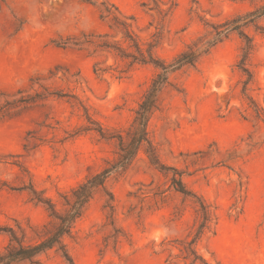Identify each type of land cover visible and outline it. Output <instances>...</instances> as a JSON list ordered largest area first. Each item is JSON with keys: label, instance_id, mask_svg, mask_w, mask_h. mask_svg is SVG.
<instances>
[{"label": "rangeland", "instance_id": "rangeland-1", "mask_svg": "<svg viewBox=\"0 0 264 264\" xmlns=\"http://www.w3.org/2000/svg\"><path fill=\"white\" fill-rule=\"evenodd\" d=\"M263 4L0 0V106L14 108L0 118V252L10 241L3 228L34 243L35 230L51 221L47 207L32 200V188L64 211V195L118 158L117 141L95 130L126 132L159 70H129V61L96 47L105 41L129 48L114 17L132 26L144 49L157 41V57L172 63L194 42H208L217 26ZM257 24L246 29L254 44L247 96L238 67L244 41L232 33L196 67L170 75L149 124L160 161L186 173L187 187L216 218L194 245L201 257L195 264H264V19ZM85 37L94 44L63 46ZM58 92L67 97L18 106L22 98ZM171 177L144 149L110 177L114 211L106 207L110 197L98 193L66 239L74 264H191L183 246L196 237L197 205L171 187ZM42 264L68 262L52 251Z\"/></svg>", "mask_w": 264, "mask_h": 264}, {"label": "trees", "instance_id": "trees-1", "mask_svg": "<svg viewBox=\"0 0 264 264\" xmlns=\"http://www.w3.org/2000/svg\"><path fill=\"white\" fill-rule=\"evenodd\" d=\"M175 6L176 3L173 2L171 9ZM110 16L111 14H109V17ZM262 19H264V4L246 15L237 16L217 26L214 28V36L208 42L204 44L194 42L175 58L172 63H166L158 58L155 53L159 45L157 41L147 44L146 49H144L139 39L134 35L132 26L127 22H120L114 17L113 20L115 23L123 28L124 39L128 43L129 48H124L120 45L112 46L105 41L97 44L96 47L102 50L114 51L121 59L129 61V70L135 65H143L153 66L159 70V73L153 79L150 87L138 104L135 110L134 121L126 132L118 131L111 133L102 127L95 130L99 133L101 138L117 141L118 158L110 167L88 177L84 182L72 189L69 194L64 195L63 200L66 206L64 211L58 210L52 200L43 197L41 193L37 192L35 189H31L32 200L47 207L51 221L49 224L43 226L41 230H35L37 236L34 243L27 241L24 232H20L19 234L13 228H3V231L9 233L10 241L4 251L0 252V264H42V258L52 251L60 252L68 264H74L66 244V239L73 237L77 222L84 217L89 204L98 193L103 192L110 197L106 207L112 212L114 211V197L108 189L107 182L113 175L124 172L130 168L139 152L143 149L150 163L159 169V171L162 173H172L170 185L177 193L186 198L195 200L197 205L196 212L198 215L196 237L193 241L184 244L183 252L185 254L184 259L190 260L191 264H195L198 260H201L194 245L206 232L212 231L213 225H216L215 215L203 198L199 197L194 191L187 187L184 182L185 172L167 167L160 161L149 134V124L153 115L161 108V97L163 92L171 85L170 75L187 67H196L203 57L207 56L212 49L221 44L232 33H236L244 41L238 67L246 77L243 95L247 96L249 86L253 81V74L250 71L249 62L254 51V44L246 33V29L251 25L258 27L257 23ZM69 44L75 47H83L84 45H93L94 43L85 37L84 41L68 40L63 46ZM96 66V73H105V70L97 69ZM120 73H123V71ZM51 95H55L59 98L67 97L59 92L37 94L35 97L22 98L18 101V106H29ZM250 100L253 104L255 103L251 98ZM13 109L10 102H7L4 106H0V118L9 116ZM89 121L91 120L89 119ZM123 133H125V135Z\"/></svg>", "mask_w": 264, "mask_h": 264}]
</instances>
